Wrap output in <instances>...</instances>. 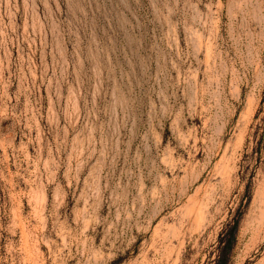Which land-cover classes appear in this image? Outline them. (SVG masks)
Masks as SVG:
<instances>
[{
    "label": "rangeland",
    "instance_id": "obj_1",
    "mask_svg": "<svg viewBox=\"0 0 264 264\" xmlns=\"http://www.w3.org/2000/svg\"><path fill=\"white\" fill-rule=\"evenodd\" d=\"M0 264H264V0H0Z\"/></svg>",
    "mask_w": 264,
    "mask_h": 264
}]
</instances>
